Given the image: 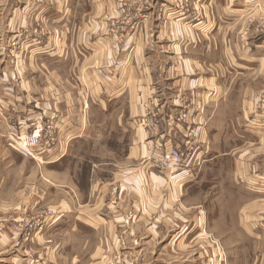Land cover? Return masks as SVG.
<instances>
[{
    "label": "crops",
    "instance_id": "0c3cea01",
    "mask_svg": "<svg viewBox=\"0 0 264 264\" xmlns=\"http://www.w3.org/2000/svg\"><path fill=\"white\" fill-rule=\"evenodd\" d=\"M117 1L96 0L86 28L84 0H0V187L14 190L21 182L13 160L19 154L10 150L8 134L27 130L40 110L46 119L55 118L58 141L40 155L43 166L93 153L119 168L111 172L119 186L92 176L89 190L100 192L93 210L86 209L92 199L81 198V188L75 196L73 186L81 185L69 178L73 171H59L64 175L60 183L69 187L61 197L57 194L62 216L33 238L38 246L28 247L16 237L10 218H1L0 264H104L111 246L102 248L101 240L115 241L118 233L128 239V213L121 206L137 208L134 223L151 221L158 210L162 217L176 216L179 227L187 217L199 219L192 211L197 206L194 189L204 182L213 185L224 171L227 192L229 183L238 192L239 176H252L256 185L264 182L260 163L248 169L241 161L243 168L236 166L231 176L223 163L238 152L240 158L249 153L244 144H252L259 158L264 153V39L258 42L260 30L250 33L247 24L252 11L263 14L264 0H186L185 10L175 1L153 0L162 4V15L147 8L142 12L150 16L134 19L136 26L128 22V0L125 7L116 6ZM34 21L49 31L40 46L31 33ZM38 61L44 62L43 72L36 70ZM40 74L43 82H37ZM190 107L188 118L177 122L178 113ZM150 109L157 112L148 114H156L153 128L142 124ZM172 146L188 152L183 171L155 167L156 157ZM49 170L56 169H44V174ZM39 191L46 195L35 185L31 200L25 199L30 208L40 207ZM105 195L123 200L112 205L118 214L107 221L97 214ZM234 199L219 200L230 210V226L218 238L229 254H236L235 264H264V199ZM118 223L124 224L122 230ZM187 229L171 237H187L192 231ZM154 231L155 238L165 233L163 227ZM89 233L96 244L84 258ZM48 238L53 239L49 253L40 244ZM234 245L235 253L229 249Z\"/></svg>",
    "mask_w": 264,
    "mask_h": 264
},
{
    "label": "rangeland",
    "instance_id": "374dc122",
    "mask_svg": "<svg viewBox=\"0 0 264 264\" xmlns=\"http://www.w3.org/2000/svg\"><path fill=\"white\" fill-rule=\"evenodd\" d=\"M166 1H175L177 7H181L182 10L187 9L186 0ZM94 4H96V0H84L83 8L85 10L86 28H88L89 24L92 22L90 20L91 15H89V12L92 11ZM125 5V0H118L116 3V6L118 7H125ZM153 7L154 9H156V15L161 16L163 13L162 4H154L153 0H128V22L133 23V25L136 26L138 20L135 21L134 19H145L146 17L150 16L147 12L142 11L146 10L147 8ZM257 14L258 13H254L252 11V14L249 15L247 24L250 27V33H252V31L255 33L257 32V30H260L257 36L258 38H260L257 41L260 42L264 39V12L259 16ZM122 18H124V16ZM73 20L76 23L75 16L73 17ZM31 33L35 35V37H33V39L35 38L34 42H36V44L40 46L44 44L43 37L48 36L49 31L44 23L40 21H34ZM240 33L241 35H243V32ZM87 36L88 34L86 32V37ZM14 41L11 40V45L15 44ZM43 47L44 46H42L41 48ZM0 48H2L1 44ZM55 65L57 66V64ZM48 67H50V65ZM36 70L37 72H43L45 70L44 62H36ZM43 80V75H38L37 82H43ZM186 110L188 113H190L191 107L186 108ZM152 111L157 114L155 110L150 109L144 115V118L142 120V124L149 128H153L157 123V120H155L153 123H149L147 121L149 120L148 114ZM38 117H41L43 122L51 120L54 124V147H56L58 141L56 135L55 118L50 117L46 119L44 117L43 110L37 111L28 122V125L31 128ZM15 132L21 133L24 132V130H17ZM194 135L195 132L193 136ZM7 138L9 137L7 136ZM244 145L246 148V152L249 153H244L245 156L240 158L239 155L241 153L238 152L233 155L234 159L231 156L230 159H225V161L223 162L225 163L224 168H228L229 175L231 174V172L235 171L236 166L239 165V169L243 168V162L241 161H244V166H247L248 169H252V166L255 163L262 164V167L264 168V153H262L261 157L259 158L258 154L256 155L254 154V152H252V144ZM260 146L263 150V141L260 142ZM54 147L52 149H54ZM10 150L20 155H18V157L13 156V160L15 166H19L16 168L20 170L21 182L19 188L15 186L14 190L12 188L10 190H3L2 187H0V220L1 218L5 219V217L10 218V220L8 219V222L10 223V226L14 227L16 237L19 241L24 243L23 246L28 247L30 245L28 243L38 246V244L33 243L34 241L32 242L33 238L36 239L35 236H39V234L43 233V230L47 226L54 224L56 220H59V218L62 216V205L60 200H56L58 198L57 194H60L61 197L63 194L62 190L66 189L65 191H68L69 187L60 183V181H63L60 178H62V176L64 177V175H62L59 171H64L67 168L73 171V174H70L69 178L78 185H81V187L76 186L77 188L73 186V189L75 190V196H77L76 189L81 188V198L84 195L86 199H92L88 203H86V209L88 210H93L95 208L94 206L97 204V200H99L100 194V192L96 190V194L94 195L92 194V191L89 190L93 175H95L100 183L102 182L103 184L111 187L119 186L113 181L114 178L111 175V172L116 171V169L119 168H116L114 166V163L109 162V160H100L98 159V157L95 158L96 155H93V153H91V155H87L85 159H76L75 157H69L63 161L60 160L59 162L46 167L43 166L46 160H44L43 157L41 158L40 155L42 156L43 153H49L51 150L38 151L34 155L35 158L32 156L21 154L13 147ZM12 154L17 155L15 153ZM1 165H3V163ZM219 167L220 166H218L217 168ZM51 168H54L56 170H49V172L44 174V169ZM203 171L204 170H202V173ZM222 175H225L223 176L225 178L226 172L224 171ZM220 177L221 174L214 178L213 185L206 184L203 181L205 186L198 185L194 189V192L197 196L194 201H196L197 206L192 209V211L194 213H197L199 219H197L195 222H190L187 217L184 223L180 222L181 224L179 225V227L177 226V223L173 221L178 220L176 216H174L173 214H170V216L166 214L162 217L160 216L161 213L158 210H155L151 214L153 215L151 221L149 219V222L134 223L131 220L136 217L138 212L133 211V209L137 210V208L131 206H121V210H125L128 213V239L124 238V234H121V237L119 233L117 234L118 238H116L115 241L102 239V248L107 249L109 243L111 246L110 254L105 251L106 255L105 258H102V262H104V264H235V262L237 261V259H235L236 254H229L222 245L223 239L218 238L220 234L227 233L226 231L229 230L228 226H230L228 222L230 217V210L228 211L229 208L220 207L219 204L221 203H219V200H235L234 198H238L239 200H251L256 199L257 197H260V199H264V182L256 185L253 184V181H250L252 176H247L246 178L239 176L238 192L235 189L236 187H233L232 183H229L230 191L227 192L224 191V185L221 181L223 177ZM224 180H226V178ZM249 181L251 182V186L248 185L249 188L247 189V184ZM35 185H38L39 188H43V190L46 192V195L40 196L41 192H37L36 196L43 199L41 202H38L40 207L30 208V204L25 203V199L28 197V199L31 200L32 197H29V194L31 193L32 186L34 187ZM232 190H234V193ZM255 191H260V193L258 194ZM32 193L35 194V191H33ZM90 194H92V196L89 197ZM10 201H13L11 202L13 204L11 208H9ZM116 201L120 202L123 200H120V197H108V195H105L101 200L100 207H98V216L107 221V219L113 214H118L116 209H114V207L112 206ZM164 210H166V212L171 211L170 209ZM163 219L165 221H163ZM26 224H33V227L29 232L30 236L27 238V240H24V235L22 233L23 230H25V228L27 227ZM116 226H120L118 230H122L124 228L123 223H118L116 224ZM158 227H163L165 233H160V237L155 238L154 230ZM184 227H187V230H192L188 233L187 237L181 239H174L173 237H171L173 234L182 230ZM100 231L104 232L105 229L101 228ZM137 234H142V239L135 238L134 236H136ZM86 237H88L87 241H89L90 244L87 246L88 248L86 249L84 258H88L87 253L88 251H91L93 249L94 241V243L96 244V238H93L90 233L86 234ZM51 240L53 239L48 238L44 239V243L43 241L40 242L43 247L45 245L47 246L48 253L50 248L52 247ZM249 243L250 245L248 247H250V253H252V240H250ZM114 245H116V250L113 249ZM234 247L235 245L229 249L235 253L236 248ZM80 257H83V255H81ZM107 258H109V261ZM246 258L247 257H245V259ZM231 259H233L234 262H232Z\"/></svg>",
    "mask_w": 264,
    "mask_h": 264
},
{
    "label": "built area",
    "instance_id": "2783aa9c",
    "mask_svg": "<svg viewBox=\"0 0 264 264\" xmlns=\"http://www.w3.org/2000/svg\"><path fill=\"white\" fill-rule=\"evenodd\" d=\"M189 113L186 109L181 110L176 116L175 120L183 121L188 118ZM155 113L149 115V120L154 122ZM53 123L51 120L43 122L41 117L35 120L32 128L28 125V130L16 133L11 130L8 134L9 145L19 151L21 154L26 156H32L35 158V154L38 151L51 150L55 143V131L53 129ZM192 130H189V134L192 135ZM188 152L182 150L177 146H172L163 153L159 154L155 159V165L158 169L169 170L170 172H180L183 171L182 168L186 162V157ZM29 223V222H27ZM27 227L23 230L24 240L30 236L31 228L33 224H26Z\"/></svg>",
    "mask_w": 264,
    "mask_h": 264
},
{
    "label": "bare ground",
    "instance_id": "6f19581e",
    "mask_svg": "<svg viewBox=\"0 0 264 264\" xmlns=\"http://www.w3.org/2000/svg\"><path fill=\"white\" fill-rule=\"evenodd\" d=\"M184 175V174H183Z\"/></svg>",
    "mask_w": 264,
    "mask_h": 264
}]
</instances>
